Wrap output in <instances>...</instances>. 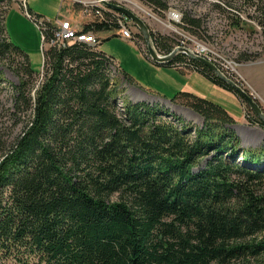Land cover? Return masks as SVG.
<instances>
[{"label": "trees", "instance_id": "1", "mask_svg": "<svg viewBox=\"0 0 264 264\" xmlns=\"http://www.w3.org/2000/svg\"><path fill=\"white\" fill-rule=\"evenodd\" d=\"M5 1L0 67L18 78L10 86L23 129L0 147V264H264V144L245 147L234 117L190 91L170 100L198 114L203 127L146 103L119 108L123 91L109 68L117 61L100 44L43 47L36 72L8 35L13 3L0 0V8ZM143 1L160 13L169 9L165 0ZM102 12L84 24L99 41L102 32L119 30L121 15ZM26 13L53 38V21L29 7ZM244 23L235 16L231 25ZM202 27L189 15L182 24L194 35ZM151 33L160 53L174 50L173 40ZM162 66H184L232 91L187 55ZM6 83L1 69L0 95Z\"/></svg>", "mask_w": 264, "mask_h": 264}, {"label": "rangeland", "instance_id": "2", "mask_svg": "<svg viewBox=\"0 0 264 264\" xmlns=\"http://www.w3.org/2000/svg\"><path fill=\"white\" fill-rule=\"evenodd\" d=\"M22 1L12 0V7L5 20L7 32L11 41L30 56L34 70L41 74L44 62L43 36L37 23L31 20L24 7L22 8ZM133 1L146 12L133 4L126 5L147 22L151 31L173 40L174 49L182 46L196 50L201 44L212 51L211 54L217 61L231 62L239 73V82H236L262 100L263 102L257 101L264 108V27L259 23L264 20V0L255 1L259 10L246 0H165L169 9L163 13L143 0ZM26 3L33 13L42 15L54 23L59 19H68L80 30L84 29L86 22L94 19L84 15L82 10H75L70 0H26ZM7 4L8 2H3L0 10L7 8ZM174 12L179 14L177 21L173 20ZM186 15L202 20L203 27L199 35L182 28ZM235 16L246 23L235 28L231 25ZM132 32L134 40L128 41L121 37L117 29L105 31L100 34L98 43L102 51L117 59L109 68L113 83L123 91L122 98L117 101L119 108L123 109L127 101L146 103L158 107L159 110H168L185 119L187 123L203 127L204 121L198 114L177 106L170 100L179 91H190L220 104L234 117L237 125L232 129L245 147L258 148L264 144V128L251 124L246 116L247 105L233 91L215 85L201 74L184 66L180 67V71L151 62L146 57L151 59L146 41L139 36L142 34L133 22ZM18 63L19 59L14 62L15 65ZM1 69L8 83L0 95V147L4 142L12 141L21 135L23 129L22 120L13 115V90L10 86L11 83L17 84L18 78L9 68L0 67ZM121 69L133 77L135 84L131 85L125 79ZM40 74L37 78L39 82L42 78ZM156 92L163 96H158Z\"/></svg>", "mask_w": 264, "mask_h": 264}, {"label": "built area", "instance_id": "3", "mask_svg": "<svg viewBox=\"0 0 264 264\" xmlns=\"http://www.w3.org/2000/svg\"><path fill=\"white\" fill-rule=\"evenodd\" d=\"M66 1V0H65ZM73 5H78L79 10H82V13L86 15L87 17H90L92 12L97 9L98 14L102 17L103 12L102 9H108L104 4V0H70ZM107 2H114L122 5H126V3L133 4L135 7L140 8L142 11L146 12V10L140 6L138 3L134 2L133 0H105ZM22 6L24 7L25 12H28V4L26 3V0L22 1ZM128 7V6H127ZM130 8V7H129ZM132 9V8H131ZM111 10V9H110ZM133 10V9H132ZM78 11V10H77ZM114 11V10H112ZM82 17H85L81 15ZM172 17L174 21H177L179 18V14L172 13ZM39 26H43L42 21H39ZM57 26V29L55 30L54 36L52 39L48 40L46 39V36L43 37V44L44 48L50 47V46H56V47H65L67 44L72 46L77 43H86L92 46L97 45L99 42L96 35L91 32L87 31L84 32L83 30L78 29V27L73 26L71 21L68 19H59L58 22L55 23ZM84 27V25H83ZM119 32L121 33V37L124 40H134V35L132 32V21L126 17L125 15L121 14L119 17ZM46 45V46H45ZM194 53L204 56L208 58L210 61L216 63L224 72L226 75L234 79L235 81H238L239 73L233 66V64L227 60L226 62H219L215 57L212 56L210 49L199 44L198 48L196 50H192ZM238 75V76H237ZM43 78V76H42ZM41 78V80H42ZM239 82V81H238ZM251 94V93H250ZM256 100H259L263 102L262 100L258 99L256 96L251 94ZM264 109V108H263Z\"/></svg>", "mask_w": 264, "mask_h": 264}, {"label": "water", "instance_id": "4", "mask_svg": "<svg viewBox=\"0 0 264 264\" xmlns=\"http://www.w3.org/2000/svg\"><path fill=\"white\" fill-rule=\"evenodd\" d=\"M103 4L107 8L125 15L134 23L137 28H139L140 33L145 38L147 51L152 61L156 62L157 64L166 65L172 62L178 55L184 54L187 55L189 58L200 62L201 64L209 68L211 72L215 76H217L223 83H225L230 89H232L233 93H235L243 102H245V104L249 107V109H251L253 114L258 117L262 122H264V109L260 105V103L239 83H237L234 79L226 75L225 72L216 63L210 61L204 56H200L194 53L191 49L182 46L175 48L169 54L160 53L156 49L154 41L152 39V31L150 30L147 22L140 15H138L131 8L122 4L107 2L105 0L103 1Z\"/></svg>", "mask_w": 264, "mask_h": 264}, {"label": "crops", "instance_id": "5", "mask_svg": "<svg viewBox=\"0 0 264 264\" xmlns=\"http://www.w3.org/2000/svg\"><path fill=\"white\" fill-rule=\"evenodd\" d=\"M116 59V58H115ZM116 61H117V59H116ZM151 62H153L154 63V61H152V60H150ZM155 64H157L156 62H155ZM158 65H160V66H162L161 64H158ZM178 70V69H177ZM181 71V70H180ZM224 89V88H223ZM156 93H158V92H156ZM160 96H163L162 94H160V93H158ZM166 97V96H165Z\"/></svg>", "mask_w": 264, "mask_h": 264}]
</instances>
